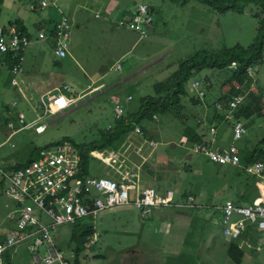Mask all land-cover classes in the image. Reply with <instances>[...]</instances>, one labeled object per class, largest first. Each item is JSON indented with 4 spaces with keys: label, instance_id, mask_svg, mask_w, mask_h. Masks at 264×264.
<instances>
[{
    "label": "rangeland",
    "instance_id": "1",
    "mask_svg": "<svg viewBox=\"0 0 264 264\" xmlns=\"http://www.w3.org/2000/svg\"><path fill=\"white\" fill-rule=\"evenodd\" d=\"M25 1L28 4L29 0ZM34 1L40 3V0ZM53 1L62 6L63 14L70 19L73 26V39H70L73 57L66 58L70 59L68 64L63 65L66 70L53 66L52 58L47 61V68L42 67L56 77L60 84L68 80L80 81V85L74 83L77 88L71 95L77 96L81 86L86 87L92 82L93 87L104 82L109 87L132 73L138 71L139 75L134 80L121 83L117 89L118 94L111 97L106 98L105 94L94 98L104 88L94 94L87 93L82 98L80 96L64 114L42 120L45 123L54 120L42 134L37 135L34 128L25 129L7 141L5 139L11 131L8 127V118L11 117L8 110L13 113L16 108L20 109L24 105V99L14 87H4L3 82L7 75H3L0 80V88L3 89L0 95V232L3 239L14 232L16 220L10 216L15 204L4 192L5 182L1 170L27 162L38 149L48 143L68 138L78 147V144L97 139L102 130L116 122L115 112L118 106L124 108V114L138 110L142 98L155 94L154 84L167 79L178 69L182 60L197 52L219 51L238 44L244 47L252 45L259 23L264 18L261 8L254 5H248L240 13L212 9L200 0H191L187 4L174 3L171 0H137V3H151V8L154 7V22L147 28L145 35H140L124 28L116 31L111 28L109 31V24L105 19L95 17L96 14L105 17L107 13L104 3L99 0ZM78 3L82 7H77ZM55 4L49 0L51 6L42 10V13L51 15L54 11L51 16H59L54 8ZM6 8L13 10L9 5ZM8 20H11L10 17L4 13L1 17L2 24L5 25ZM118 21L119 19L116 22ZM24 63L25 66L26 62ZM117 63L122 68L114 71L113 67ZM232 71V67H226L195 75L187 82L188 96L182 100L183 118L160 114L157 119L152 118L145 122L148 137L135 131L131 136L132 143L142 144L145 149L143 154L147 158L140 170L139 186L173 190L181 196L188 193L196 196L194 204L197 207L194 210L178 211L179 214L190 217V227L185 234L186 238H182L179 254H164L157 247L148 246L151 244L150 234L142 227L145 221L152 219V214L145 220L136 208L122 206L106 209L94 219L82 220L94 226L98 237L88 255L81 259L82 264H114L117 261L119 264H264V245L260 243L256 231L247 239L227 238L223 232L221 209L227 200L240 205H251L260 195L256 177L246 169L248 164L243 160V152H251L260 145L264 147V143H261L264 139V107L256 114L257 118L251 126L243 121L248 132L234 142L241 151L240 164L212 161L206 154L194 149L187 132V128L206 131V124L208 126L210 119H214L216 115L214 103L230 92L231 86L225 82ZM253 78L251 92H264V55ZM197 79L203 81L206 89V96L200 99V105H196L194 100L199 97L198 89L192 86ZM129 94L133 99L127 101ZM14 100L17 102L16 106L13 105ZM216 123L212 122L209 127L217 126V142L227 148L233 142L232 122L217 118ZM183 137L186 142L181 144ZM152 140L156 142L155 146L151 144ZM128 148L137 149L134 145ZM122 151L126 154L125 149ZM6 158L11 160L7 161ZM122 158L124 157L119 156L118 159ZM117 165V160L107 163L99 157H93L90 161V174L107 175L119 180ZM143 177H148L147 183L143 182ZM73 231L74 225L65 224L60 227L56 239L57 247L68 254L74 248L71 241ZM233 241L242 250L240 263L228 253ZM96 253L103 258L94 256ZM4 264H33L28 243L7 249L4 253Z\"/></svg>",
    "mask_w": 264,
    "mask_h": 264
},
{
    "label": "built area",
    "instance_id": "2",
    "mask_svg": "<svg viewBox=\"0 0 264 264\" xmlns=\"http://www.w3.org/2000/svg\"><path fill=\"white\" fill-rule=\"evenodd\" d=\"M49 6V0H41L40 7ZM100 15L97 14V17ZM154 22L152 8L142 2L134 10L117 22L119 28L135 31L145 35L147 28ZM72 24L67 16H62L52 25L51 34L54 40V52L64 58L69 54ZM48 36L46 29L37 32V39L44 40ZM32 35L20 30L15 24L4 25L0 22V65L9 68L16 85V76L24 71V52L32 42ZM258 64L248 68V81L236 87V93L226 100L214 103L216 115L232 122V140L229 147H222L217 142V126L207 129L206 136L199 142H193L194 149L206 154L216 163H241V151L234 143L247 132L246 124L236 116V111L247 100L252 91L253 74ZM114 71L121 69V64L114 66ZM192 86L198 89L199 98L206 96V89L201 79L193 81ZM72 88L65 84L57 93H49L40 99L43 114L34 121L26 122L25 116L19 114L20 125L8 123L11 136L29 126H34L37 133H43L49 123L42 122L47 116L62 115L73 103L70 93ZM130 96L128 100H131ZM116 119L124 115V108L118 106ZM158 115L154 114L153 119ZM111 129V124L107 126ZM135 132L143 134L140 127ZM186 139H181L184 144ZM153 146L156 142L151 141ZM92 152L95 157L109 163L118 161L119 180L109 176L88 175L82 177L81 149L68 141L48 143L38 149L36 158L25 163H17L7 170H1L4 177V192L13 200L15 207L10 216L16 220L14 232L3 239L0 232V264H4V253L7 249L28 243L33 264H71L73 251L66 253L56 245L61 226L76 224L85 218L94 219L106 209L122 206H133L142 217L151 215L157 207H175L182 210L196 208V196L186 194L176 199L175 192L168 190L160 193L152 186L141 187L140 170L142 163L127 164L125 153L119 151ZM119 156L124 158L118 159ZM247 171L256 177L260 195L251 205L236 204L227 200L222 209L223 232L227 238H249L256 231L260 243L264 245V161L258 160L247 165ZM260 235V236H259ZM97 233L89 241V246L97 241ZM233 243H236L233 241ZM241 248V247H239Z\"/></svg>",
    "mask_w": 264,
    "mask_h": 264
},
{
    "label": "trees",
    "instance_id": "3",
    "mask_svg": "<svg viewBox=\"0 0 264 264\" xmlns=\"http://www.w3.org/2000/svg\"><path fill=\"white\" fill-rule=\"evenodd\" d=\"M174 3L187 4L191 0H171ZM206 6L220 11H238L244 12L248 5H254L261 8L264 12V0H200ZM154 12V7L152 8ZM258 15V14H256ZM264 55V18L260 21L258 32L254 43L249 47H244L240 44L223 48L219 51L213 52H197L191 57L182 60L179 63L178 69L173 72L167 79L154 84L155 94L147 95L141 100L138 110L128 112L121 118L116 119L114 124H111V129H104L100 132L97 139L89 143L78 144L82 153V170L81 176L85 177L91 175L90 161L95 158L92 152L103 151H119L124 149L127 145V139L132 134L136 127H140L143 135L148 137V128L145 126L146 121H150L154 114H170L180 118L184 117L181 113L183 109V97L188 96L187 82L195 75L203 71L221 70L226 67H232L233 71L230 77L225 82L231 86L228 95H222L219 100H226L236 93L238 85L245 84L248 81V68L253 64H258L263 61ZM195 98V97H194ZM196 105H200V98L194 99ZM264 107V92L258 93L251 92L247 100L236 111L237 118L246 122L247 126H251L257 118V115L263 110ZM257 114V115H256ZM256 116V117H255ZM222 117L215 115L214 119H210L216 123V119ZM209 124V125H210ZM206 124V131L200 132L197 129L187 128V132L193 142L201 141L207 134L209 127ZM218 126V124L216 123ZM201 127V125H199ZM61 141H71L65 138ZM264 143V139L261 141ZM38 150L35 155L28 161L36 158ZM243 160L249 165L258 160L264 161V147L257 146L251 152H243ZM185 196V195H184ZM96 233L94 226L89 225L85 221H79L74 224V231L72 233L71 241L74 244L72 248L74 259L71 264H82L81 259L88 255L91 246L88 245L90 239ZM228 253L237 262L242 260V250L236 243L229 246ZM94 256L103 258L100 254L96 253ZM112 264V263H110ZM114 264H119L117 263Z\"/></svg>",
    "mask_w": 264,
    "mask_h": 264
},
{
    "label": "crops",
    "instance_id": "4",
    "mask_svg": "<svg viewBox=\"0 0 264 264\" xmlns=\"http://www.w3.org/2000/svg\"><path fill=\"white\" fill-rule=\"evenodd\" d=\"M94 1L98 2V0H94ZM99 1L104 3V7L107 13L105 17H102L101 15L97 17V14L95 17L99 19H105L106 23L109 24V31L111 28L112 31H116V29L119 28L117 26L116 21L118 19L120 20L121 17L123 16L125 17L129 15L134 10L135 6H137L139 3H142V2L137 3V0H109L107 2H104L103 0H99ZM26 2L27 1L25 0H0V22L2 23L1 17L5 13V15L9 16L11 19L5 21L6 22L5 24H15L20 30L29 33L33 37L32 42L29 44L28 48L24 52V57H25L24 62H26V65L24 66V71L18 76H16V80H17L16 85L11 83V80L13 79V75L11 74L9 68L1 67L0 65V80L4 74L7 75V78L3 82L4 87L5 86L14 87L24 99V105L20 109L16 108V111L13 113L11 112V110H8V113L11 114V117L8 118L9 122L10 121L13 122L15 126L20 125L18 120L19 114H23L25 116L26 122L28 123L34 121V119L37 116L43 114L41 103L39 105V99H41L42 96L44 95L47 96L49 95V93H57L62 88V85L65 84L70 85L72 91L77 88V86L74 85V83L79 85L81 84V82L78 80L76 82L68 80V82H63L60 84L59 80L56 77L49 74L48 71L43 69L42 67L45 66L47 68L48 65L47 61H49V58H52L53 66H55L56 68L66 70V68L63 67V65L68 64L70 62V59L67 60L66 58L69 57L72 59L73 57V55H71L72 41L70 42L69 54L66 57L60 58L54 52V40L51 34V28L55 22H57L62 16H65V14H63L64 10L62 9V6L56 5L55 2L52 0V4H55L54 8L59 12V16L55 17V16H51L53 15L54 11L51 12V15H45L44 13H42V10L48 8V6L41 8L40 3L34 0H29L28 4H26ZM6 5H9L13 10H7ZM151 6L153 5L151 4ZM77 7H82L81 3H78ZM41 29H46V31H48V36L44 40L37 39V32ZM71 39H73L72 36ZM41 43H43V45H41ZM33 45L35 46L32 47ZM55 59L57 60L61 59L64 61L62 62L56 61ZM0 63H1V57H0ZM105 69L106 67L103 68V70ZM137 73L139 72L137 71L136 73H132L130 76H125L123 79H121L120 81L109 87L108 84H106L105 82L103 84H99V86L97 87H93L92 83L94 82L89 83L86 87L81 86L77 96L71 95L72 92L70 93V96L74 100H77L80 96H81L80 98H82L87 93L94 94L96 92H99L100 89L104 88L102 89L101 92L96 94L94 98L103 96L105 94L107 95L106 98L111 97L114 94H118L119 90L117 91V89L120 87L121 83L134 80L136 76L139 75ZM102 78L103 76L98 80H101ZM2 93H3V89L0 88V95H2ZM130 96L132 97L131 94L127 96L126 99L127 101H129L128 98ZM16 103L17 102L14 100L13 105L16 106ZM34 103H36L37 105ZM73 103L75 102L73 101ZM72 104L69 106V108L72 106ZM48 117L50 116L45 117L43 121L46 120ZM52 121H49L48 123H52ZM32 128L35 129L34 126H29L26 127L25 129H32ZM9 132L10 133L8 137L5 139V141L12 139L14 135H17L16 133L11 136V131ZM39 134L42 133H37V135ZM131 136L132 134H130V136L128 137L126 142L127 146L124 148L126 152L125 159L129 160L127 161L128 164H131L132 162L137 164L142 163L144 166L145 163L147 162V158L143 154L145 149L144 147H142L141 143H137V144L132 143ZM133 145L137 147V149L134 150L133 148L131 149L128 148ZM6 160L9 161L11 159L6 158ZM145 175H146V171H145ZM147 178L148 177H143L144 183L147 181ZM157 190L160 193H165L166 191H168L159 188H157ZM175 196L176 199L178 200L184 197V195L181 196V194L178 193H175ZM7 206L10 207V205L8 204ZM194 209L195 208L189 210H194ZM178 211H182V209H178L175 207H160L154 209L151 215L152 219L149 221H145L142 227L144 231L145 230L148 231L146 233L150 234L149 241L151 244H149L148 246H155L159 250H161L164 254H168L172 256L179 254L178 252L179 249H181L180 243L182 241V238L184 237L186 238L185 234L187 232V229L190 227L189 224L190 217L184 214H179ZM139 215L141 216L140 213ZM149 216L147 217L141 216V217L147 220L149 219ZM173 226H176V228L173 229ZM188 234L189 231L187 233V236ZM157 237H159L158 241H157ZM184 243H185V239H184Z\"/></svg>",
    "mask_w": 264,
    "mask_h": 264
},
{
    "label": "bare ground",
    "instance_id": "5",
    "mask_svg": "<svg viewBox=\"0 0 264 264\" xmlns=\"http://www.w3.org/2000/svg\"><path fill=\"white\" fill-rule=\"evenodd\" d=\"M103 212V211H102Z\"/></svg>",
    "mask_w": 264,
    "mask_h": 264
}]
</instances>
